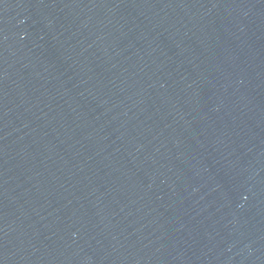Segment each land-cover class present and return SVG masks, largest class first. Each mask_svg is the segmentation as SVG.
I'll return each instance as SVG.
<instances>
[{"label": "water", "instance_id": "obj_1", "mask_svg": "<svg viewBox=\"0 0 264 264\" xmlns=\"http://www.w3.org/2000/svg\"><path fill=\"white\" fill-rule=\"evenodd\" d=\"M0 264H264V0H0Z\"/></svg>", "mask_w": 264, "mask_h": 264}]
</instances>
